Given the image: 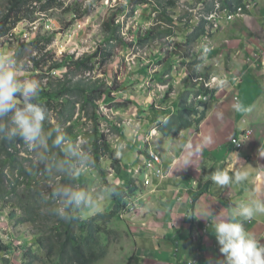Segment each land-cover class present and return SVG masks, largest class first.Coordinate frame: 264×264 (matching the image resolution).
I'll return each instance as SVG.
<instances>
[{
    "label": "rangeland",
    "instance_id": "rangeland-1",
    "mask_svg": "<svg viewBox=\"0 0 264 264\" xmlns=\"http://www.w3.org/2000/svg\"><path fill=\"white\" fill-rule=\"evenodd\" d=\"M22 1L16 13L12 12L9 20L5 21V25L9 26L19 19L5 35L0 36V52L12 55L18 61V77L39 82V101L48 99L42 93L54 92L64 83L100 87L99 95L107 87L114 98L106 102L104 95L98 96L93 102L96 108L84 104L82 99L71 98V102L75 101L74 115L71 120H62L59 127L64 129L71 125L70 132L73 134L70 139H66L65 150L73 160L78 179L77 189L87 191L97 206L96 210L81 208V217L88 218L97 212L109 211L114 207L109 185L115 183L124 187L125 184L112 168L108 155L100 154V170L94 165L92 143L95 139V120L98 132L105 134L116 150V158L127 169L124 172L125 179L131 177L129 181L139 188L140 182L148 178L146 171L141 170L144 161L141 155L147 151L153 138L159 135L156 133L157 122L161 124L172 109L175 110L174 114L178 113L180 98L196 84V76L203 74V85L209 83L207 81L210 78L207 80L206 76L205 79L208 72L204 69L212 61L207 36L197 38L190 45L186 41L197 30L202 19H211L206 7L215 8L222 2L175 0L176 6H172L168 0H146L153 5L146 2L135 5L134 0H56L59 4L39 10L43 4L34 0ZM9 2L0 0V19L8 11ZM154 7L173 18L174 24L160 20ZM218 14H222V11ZM111 15H114V23L118 25L115 32L118 39L114 38L106 44L103 42V23ZM210 25L206 27L207 30H210ZM153 28L171 34L153 37L145 43L139 42L138 38H143ZM99 50L105 55H101ZM96 51L98 55L90 60V65H93L90 70L78 69L66 77L67 70L53 67L63 59L69 61L71 57L72 60L89 59ZM200 51L204 53L203 57ZM195 61H198L197 65ZM195 91L187 93L188 103L201 112L210 98L201 99L195 95ZM67 100L66 96L54 95L48 101L53 124L58 123L59 110ZM43 107L46 111L47 107ZM94 114L98 115V120L94 119ZM25 147L23 156L31 158L34 163H41L40 147L34 148L29 144ZM147 172L150 174L151 170ZM40 176L38 174L36 178ZM164 178L162 171L160 179ZM127 201H130L129 197ZM130 203H134L133 200ZM11 210V206H4L0 200V242L11 248L0 252V264H5V260L9 261L8 264H19L20 249L29 245H33L35 252L42 254L41 248L34 243L30 224L16 225L15 217H10ZM18 214L19 211L15 209V215ZM127 214L125 212L120 218L107 223V227L112 230L108 236V253L95 264H103L108 259H123L122 256L128 258L124 253L125 243L128 242L126 230L130 231L126 224ZM130 224L133 226L135 223Z\"/></svg>",
    "mask_w": 264,
    "mask_h": 264
},
{
    "label": "crops",
    "instance_id": "crops-1",
    "mask_svg": "<svg viewBox=\"0 0 264 264\" xmlns=\"http://www.w3.org/2000/svg\"><path fill=\"white\" fill-rule=\"evenodd\" d=\"M214 22L206 37L212 61L205 77L214 90L206 116L187 128L175 122L171 132L153 138L149 147L159 154L165 178L139 188L124 183L138 203L127 214L128 258L103 264H225L214 223L241 203L264 199V0ZM224 169L230 183L218 185L211 176ZM237 171H247V178L237 182ZM239 219L264 243V214Z\"/></svg>",
    "mask_w": 264,
    "mask_h": 264
},
{
    "label": "trees",
    "instance_id": "trees-1",
    "mask_svg": "<svg viewBox=\"0 0 264 264\" xmlns=\"http://www.w3.org/2000/svg\"><path fill=\"white\" fill-rule=\"evenodd\" d=\"M43 4L39 10H45L51 5L59 4L56 0H34ZM245 0H221V8H231V5L239 6L244 5ZM22 0H10L8 11L0 19V36L5 35L12 25L18 21L15 20L9 26L5 25V21L12 16V12L20 8ZM44 2V3H43ZM153 3L146 0H134L135 5L139 3ZM172 6H176L175 0H168ZM214 6L206 7V12L209 13L213 10ZM157 11L158 18L168 24H174V19L167 16L165 12L154 7ZM115 15V13H114ZM114 15L107 17L104 21L103 30L105 31L103 42L110 43L112 39H118L115 35L118 25L114 23ZM207 21L202 19L197 26V30L188 36L186 44L190 45L197 38L203 34H209L205 30L204 23ZM8 23V22H7ZM6 23V24H7ZM159 30V29H158ZM156 28L149 30L146 34L138 38L139 42H147L153 37H160L162 34L170 35L168 31H158ZM100 54L102 50H99ZM98 55V51L94 52L89 59H77L69 61L64 59L54 65V68H62L66 71V77L69 73H74L78 69L90 70V60ZM186 56L189 58L188 51ZM196 65L198 61L194 62ZM101 88L93 86H79V83L74 85L62 84L58 90L54 92L42 93L47 95L48 99L45 101L37 102L46 106V119L43 122V140L44 143L39 146L41 149V163H34L31 158L23 156L26 150L27 143L22 138L14 134V124L12 123V113L0 120V200L5 205L11 206L10 217H15V224L29 223L32 228V238L42 251V254L35 252L32 249L33 245H29L21 250V260L19 264H94L103 259L108 253V243L112 230L107 227L113 219L120 218L122 212L126 209V198L128 194L123 187L118 184H110L109 192L114 199L113 209L103 212H97L88 218H82L80 215L81 209L72 207L66 213L67 218L62 219L56 214V209L60 207V202L54 196L57 188L68 186L75 190L77 189L78 179L76 171L73 167V160L66 152V139H70L73 133L70 132L71 125L64 129H59L62 125V120H71L74 115L75 101L71 102L70 99L75 97L76 100H81L84 104H89L93 108L97 105L93 104L98 96L104 95L107 101L114 100L111 97L109 89L106 87L105 91L99 95ZM168 92H170L168 90ZM167 92V93H168ZM214 90L208 87L199 86L196 95H209L213 96ZM166 93V94H167ZM58 95L66 96L67 103L62 105L59 110L60 117L58 123L50 121L49 113V100L51 96ZM52 100V99H51ZM60 104V103H59ZM177 114H172L170 118L162 125L165 134H168L178 124V128H187L194 124H198L206 116V108L201 112L193 107L192 104L187 103L185 97L182 98ZM192 116V119L189 118ZM98 115L94 114V119L98 120ZM176 122V123H175ZM95 139L92 143L94 152V165L100 170L99 158L100 154L108 155L111 166L115 169L117 176H119L124 184L125 169L122 162L116 158V150L111 146L110 142L106 139L104 133L97 130V121L95 120ZM176 130V129H175ZM59 137H64L61 144L56 141ZM35 148V147H34ZM35 150V149H34ZM36 175H33V174ZM41 174L39 178H36ZM128 188V186L126 187ZM15 209L19 211L15 215ZM73 217H75L73 219ZM103 236L106 238L103 239ZM33 243V244H34ZM10 246L0 242V252L2 250H10ZM5 260V259H4ZM9 261L5 260V264Z\"/></svg>",
    "mask_w": 264,
    "mask_h": 264
},
{
    "label": "clouds",
    "instance_id": "clouds-1",
    "mask_svg": "<svg viewBox=\"0 0 264 264\" xmlns=\"http://www.w3.org/2000/svg\"><path fill=\"white\" fill-rule=\"evenodd\" d=\"M254 4L255 0H245L244 5H239L237 7L231 5V8H221V5L218 4L211 12H209V14H211V19H208V21L206 20L207 22L204 23L205 30H207L206 27L210 24L211 28L210 30H207L209 33L211 30L216 28L218 24L215 22L213 23L215 19H220L223 15H225L228 19L234 16L243 15L247 10L251 9ZM238 7H241V10H238ZM219 11H222V14L219 15ZM203 35L207 36L208 34ZM200 54L202 57L204 56L202 51H200ZM17 63L18 61L12 55H9L6 52H0V120L6 117L9 113H12L11 119L15 126L13 129L14 134L22 138L25 143L29 144V146L39 147L44 143L42 134L43 122L46 119L44 107L37 102L41 91L40 84L35 79L28 78L25 80L23 77H18L17 73L19 69L17 68ZM195 78L196 83H201L202 87L211 88L209 87V83H207L208 85L206 86L203 85V76H196ZM196 91L194 93H196ZM186 95L187 93L184 94L180 100L182 101L183 97L187 99L188 95ZM198 96L201 99L203 97L204 99L210 98L211 100L214 96V92L212 97L209 95ZM179 106L180 104L177 108H179ZM205 108L207 112L208 104ZM172 114H170V116ZM168 118L170 117L168 116L165 118L161 124L157 122L158 132L156 133L162 134L163 131L165 134L164 131L167 129H164L162 125ZM63 141L64 137H59L56 143L61 144ZM238 146L239 143H236V147ZM152 154L158 157L159 162L153 161V166L148 167V160H153ZM141 156L144 157L141 170L146 171L148 175V178L144 179L143 184L150 185L152 178H159L162 175V169L160 167L161 159L159 154L153 151L152 147H149L147 151H145L144 155ZM148 170H151L150 174L147 172ZM247 176V171H237L235 180L239 182L247 178ZM119 179L121 178L119 177ZM211 179L218 185H228L231 178L229 176V171L224 169L223 171H217L213 176H211ZM146 180L149 181L146 182ZM125 181L126 184L127 182L132 183L129 180ZM123 188H125V186ZM125 191H127L130 201L133 200L134 203H130V201H127L126 198V209L122 212L121 216L125 212L129 213L138 205L134 197L135 195L130 196L133 191H128V188H125ZM257 191L261 192L259 189H257ZM54 196L60 202V207L56 209V214L62 219L67 218L66 213L72 207L77 209L87 208L91 210H96L97 208L95 201L92 197H90L87 191L75 190L72 187L63 186L55 190ZM258 214H264V199L254 197L246 203L239 204L227 220L219 219L214 223L215 236L218 244L221 246L219 251L224 256L225 264H264V243H261L253 235H251L245 229L244 223L239 219L243 218V221L250 220ZM74 218L75 217H73V219ZM1 235L2 229L0 228V236Z\"/></svg>",
    "mask_w": 264,
    "mask_h": 264
},
{
    "label": "built area",
    "instance_id": "built-area-1",
    "mask_svg": "<svg viewBox=\"0 0 264 264\" xmlns=\"http://www.w3.org/2000/svg\"><path fill=\"white\" fill-rule=\"evenodd\" d=\"M248 6V5H247ZM238 10H241V7H238ZM152 159L153 160H148V163H147V166L148 167H152L153 166V161L156 162L158 161L159 162V159L156 155L152 154ZM149 180H146V182H148Z\"/></svg>",
    "mask_w": 264,
    "mask_h": 264
}]
</instances>
